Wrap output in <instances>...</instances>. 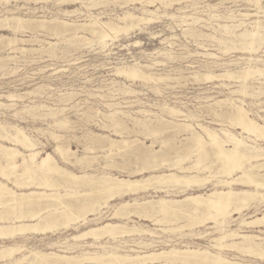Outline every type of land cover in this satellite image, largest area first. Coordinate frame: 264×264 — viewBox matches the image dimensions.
Returning <instances> with one entry per match:
<instances>
[{
    "label": "rangeland",
    "instance_id": "1",
    "mask_svg": "<svg viewBox=\"0 0 264 264\" xmlns=\"http://www.w3.org/2000/svg\"><path fill=\"white\" fill-rule=\"evenodd\" d=\"M5 1L0 0V126L5 127L6 129H4L6 131H9L13 127L23 129L21 131L32 140L35 145V150L39 152L36 157L37 162L40 158L50 154L60 166H66V169L75 174L78 173L77 175L87 173L99 177L113 175L120 178H132L133 175L131 172L135 171L137 167V169H140L146 157L150 158L149 162L152 164H160L161 161L165 160L163 161V166L159 167V169L163 171H166L169 163V165H173V162H175L177 158L185 159V161L181 163V166H179L185 167L195 161L197 153L189 149V147H191V135L189 131L184 130V127L181 126L183 124H190L192 131H196L200 134L202 132L198 124L210 129H215L216 131L218 130L223 140L227 138L221 134L220 130H225L248 144L264 148V142L261 139L247 136L245 133H241L239 129L227 123L229 117L233 113V109H231L232 107L230 106L232 103V105H239L245 109L248 117L257 123L264 124V76H254L253 79L249 78L245 84L226 80H201V75L210 70L213 71L212 73L214 74H220L223 73L222 70L238 71L240 68L248 66L264 68V41L259 47H256L255 51L248 52L240 51L239 49H231L232 51L229 50L227 53L221 45L215 42L212 43L213 41L211 39L201 36L215 34V36L220 37V29H218L216 25H238L239 27L234 30V33L237 34L241 33L243 30L251 31L254 29L253 27L257 25L260 34L264 35V0H258V7L255 6L254 0H183L180 4L173 3L171 7L166 6L165 2H155L150 7L145 5L146 2H144V0H142L143 2H141V0H108L110 2L97 5V8H93L92 0H78L79 2L75 0ZM72 1H74L75 4ZM113 1L117 2L114 3ZM128 1H130V3H128ZM59 2H62L60 3L61 5L58 4ZM19 8L20 10L18 11ZM142 8L155 13L149 15V17L145 15L148 18H152V21H150V23H140V26L138 25L139 28L137 26L132 28L133 30L135 29L134 31L132 29L120 31L121 33L119 32L120 34L118 33V35H115V38L106 39L105 46H100L96 38L89 33L88 29L81 27V25H89L96 21L100 23L112 22L122 28L125 27L126 24H129L130 20H126L127 22L123 24L119 19L126 13L142 17L140 14L142 13ZM14 9L16 10L14 11ZM10 10L11 12H9ZM230 15L233 19H230ZM248 15L251 17H248ZM95 16L98 18H94ZM18 18L19 20H24H22L23 24L21 23V26L17 23ZM6 20H8V22ZM31 20L34 21L32 22ZM182 20L184 22H182ZM56 21L58 22L56 23ZM59 21L61 23L65 22L68 25L66 24L65 26L60 24ZM42 22H44L43 26ZM49 22L52 24L49 25ZM54 22L56 23L55 25ZM184 23L187 24L185 25ZM69 24H72L73 27H77L73 28L72 25ZM79 24L80 28H78ZM240 29L242 30L240 31ZM66 34L67 36H65ZM228 36L230 38H228ZM228 36H226L225 39H233V36L230 34ZM76 37L81 38L77 39ZM10 38L12 40H10ZM61 41L62 43H60ZM16 42L19 44L21 42V44L19 45ZM72 44H74V46H72ZM49 45L54 48L51 47V49ZM66 46L68 48H66ZM228 46L231 47L230 45ZM61 51H64V54ZM175 53L176 55H174ZM209 54L214 58L212 59ZM206 55H208V57ZM138 65L141 66L139 67ZM131 66H138L140 71L151 74L155 79L162 77L168 80H162L160 81L161 83L155 80L144 82L138 78V80L130 79L125 75L117 73V68L122 69ZM214 66L216 68H213ZM112 68L114 70H112ZM122 85L124 86L122 87ZM236 90H241V92H245L246 95L240 92H234ZM132 93L136 94L133 96ZM218 100H226L224 103L225 105L222 104L218 107L214 104ZM108 103L114 105H112V108L110 107V110L107 106ZM1 104L6 107H1ZM35 108L37 110H35ZM46 108H48V111ZM169 108L178 111V113H169ZM114 111H117V115H114V117L116 116L115 119L117 120L118 118L119 121L123 123L120 134L113 131L115 128L111 125L110 119L106 117L110 113H114ZM96 115L99 116L97 117ZM125 115H130L131 117ZM131 118L139 122L135 123ZM66 121L68 124H66ZM12 131L14 132V129L9 133H13ZM154 131H157V133H154ZM123 140L132 141L129 149H126L127 151H118L117 147H114L111 152H108L111 141H115V143L119 145ZM0 143L8 146L11 145L18 151L20 150L24 155L28 154V151L20 145L13 146V144H10L6 140ZM56 147L68 151V154L64 156L66 159H73V157L76 156V158L85 157V160L80 162L82 165L80 163H77V165L76 163L63 161ZM87 151H89V153ZM72 152H74V155L71 154ZM153 153L156 155L155 160L151 159V157H154ZM199 156L202 157L203 164H207V162L209 164L208 170L206 169L202 172V176H208L211 181L202 188H192L188 193L203 195L213 190L222 189V187L215 185L217 178H215L216 172L214 171H217V163H210L209 160L205 161L204 159H206V156H204V154ZM209 157L213 160L212 154H209ZM16 162L19 165L21 162L20 158H18ZM4 163L5 161L0 159V166H3ZM164 164L166 165L164 166ZM127 169L130 170L128 171ZM263 174L264 171L259 173V175ZM0 181L6 182L1 178ZM18 181L21 182V178H19ZM9 185L18 192L34 189L33 187L26 189L23 187L19 189L10 183ZM63 187L64 186L59 188L61 193L65 191L66 187ZM233 188L237 190L251 189L240 184L234 185ZM169 194L170 195L167 197L165 193L148 190L145 193L142 192L133 196L115 197L110 202L108 208L102 210L101 216L97 214L88 216V221L72 223L66 230L64 226L61 228L60 225L66 221V218H57L55 223L58 225V229L55 228V232L48 231L46 234H27L18 236L11 241H0V246L12 245L11 247L15 246V248L21 246L25 252L22 250V253L20 252L14 256V259L22 258L23 255H27L29 250L41 252L47 250L46 252L53 251L67 255L77 253L76 255H79L78 257L83 258L89 253H91L90 255H96L97 252L100 253L101 250L109 252H116L117 250V253L120 254L136 255L138 253L136 251L148 252L173 247L179 249L190 247L192 249L201 248L207 249L213 253H220L226 260L232 263L264 264V259H260L257 255L255 257V255L249 253L245 254L229 248H223V250L213 248L212 246L215 245L214 238L218 236V232L216 225L212 221H207L208 223L205 222L199 227H188L185 226L187 217H182V215L176 218L174 217V220L173 218H167L163 222L158 223L153 220L154 218H137L138 216H134V214L126 218L121 217V219L117 220L110 216V212H113L122 201L132 202L131 200L134 198L139 200H157L162 196L171 200L183 198L181 193L177 190H172ZM2 199L4 200V198ZM77 200L78 199L69 200L68 203L75 205ZM78 202L81 203L80 199ZM38 208L34 210H40V208ZM18 210L16 213L19 214L20 210ZM9 212L12 213L13 211L11 212L10 210L8 213ZM262 213H264V203L256 201L242 212V216L244 215L243 218L257 217L258 215L261 216ZM237 218H240V216L235 215L232 217L234 221L229 222L227 227L228 230L236 231L240 234L245 232L244 234L259 236L264 239V226H255L253 228L240 227V219ZM217 219L221 221V217ZM26 220L29 221V219ZM109 222H123L126 223L128 227L134 226L139 229L148 230L150 233H146L145 235L141 234L142 236L139 233L123 234L122 236H117L116 239H112L110 236L107 237V235L101 237L99 240L93 239L92 236L83 237L84 239L80 238L81 240L78 239L73 241L72 239L74 235L81 234L88 229ZM180 226L185 227L179 229L178 227ZM238 241L239 240H234L233 242ZM231 242L232 241L228 240V242L226 241L225 243L229 244ZM143 243H151L153 246L144 248L142 247ZM68 245H70V247ZM50 246L51 248L53 246V249L49 248ZM82 258H78V260L76 258V260L74 259L73 261L74 263L79 262L81 264H107V262L93 263V261H83L84 263H82ZM29 259L30 258L25 261L28 262ZM4 261L0 260V264H12V260ZM25 261L22 264H27Z\"/></svg>",
    "mask_w": 264,
    "mask_h": 264
},
{
    "label": "bare ground",
    "instance_id": "2",
    "mask_svg": "<svg viewBox=\"0 0 264 264\" xmlns=\"http://www.w3.org/2000/svg\"><path fill=\"white\" fill-rule=\"evenodd\" d=\"M6 1H8V0H6ZM75 1H78V0H75ZM182 1L183 0H144V2H146L145 5L150 6V7L155 2H161V3L165 2L166 6L171 7V5L173 3L180 4ZM72 2L74 3V1H72ZM108 2H110V1H108V0H92V6H94L93 8H97L98 7L97 5H100L103 3L107 4ZM115 2H117V1H115ZM141 2H143V1L141 0ZM253 2L255 4V6L258 7V0H254ZM60 3H62V2H59L58 4H60ZM128 3H130V1H128ZM137 3H139V2H137ZM63 4H65V3H63ZM100 7H102V6H100ZM170 7H168V8H170ZM173 7H174V5H173ZM120 8H122V7H120ZM15 10L16 9H14V11ZM19 10H20V8L18 9V11ZM179 10H181V9H179ZM77 11H78V9H77ZM5 12H8V11H5ZM9 12H11V10ZM141 12L142 13H140V14L142 15V17L135 16V15L130 14V13H126L122 18H120L119 20L121 22H123V24H124V22H127L126 20H130L129 21L130 23L128 22L129 24H126L125 27H122V28L117 26L116 24H114L112 22L100 23V22H96V21H94L93 23H90V22H92V21H90L89 25H81V27H83L85 29L87 28L89 33L96 38V41L99 42L100 46L101 45L105 46L106 39L115 38V35H118V33L120 31H122V30L127 31V30H130L136 26L138 27V25L140 23H144V22L150 23V21H152V18H148V17H149V15L155 14L153 11L146 10L145 8H142ZM64 13H65V11H64ZM72 13H74V12H72ZM75 15H76V12H75ZM145 15H148V17H146ZM244 16H246V15H244ZM229 17H230V19H233V17L231 15ZM248 17H251V16L248 15ZM94 18H96V16ZM94 18H92V19H94ZM166 18H167V16H166ZM168 18H169V16H168ZM183 18H185V17H183ZM190 18H192V17H190ZM22 20H19V18H18L17 23L20 25L24 21V20L23 21ZM119 20H117V21H119ZM173 20H174V18H173ZM6 21L8 22V20H6ZM31 21L33 22L34 20H31ZM194 21H196V20H194ZM57 22L58 21H56V23ZM182 22H184V21L182 20ZM43 23L44 22H42V26H43ZM45 23H46V21H45ZM56 23L54 22V25ZM193 23H195V22H193ZM8 24H10V23H8ZM50 24H52V23L49 22V25ZM60 24H63L66 26L67 23H65V22L61 23L60 22ZM184 24L186 25L187 23H184ZM69 25H72V24H69ZM185 25H183V26H185ZM79 26H80V24L78 25V28H80ZM216 26L218 29H220V37L215 36V34L214 35H201V36H204V37H207L208 39H211L213 41L212 43L215 42L216 44L221 45L222 47H224V51H226V52L231 50V49H239L240 51H248V52L255 51L256 47H259V45L264 41V35L260 34V30H259V27L257 25L255 27H253L254 29L251 31H248V30L241 31L242 29H240L241 33H239V34L234 33V30L239 27L238 25H235V26H233V25H231V26L216 25ZM50 27H52V26H50ZM72 27H73V25H72ZM17 28H18V26H17ZM22 28H25V27H22ZM44 28H45V25H44ZM14 32H16V31H14ZM23 32H24V30H23ZM229 34L231 36H233L232 40L225 39V37L228 36ZM62 36H64V35H62ZM65 36H67V34ZM69 37H70V35H69ZM78 38H81V37H78ZM228 38H230V37L228 36ZM56 39H57V37H56ZM10 40H12V39L10 38ZM86 40H87V38H86ZM0 41H1V39H0ZM197 41H199V40H197ZM16 43H18V42H16ZM60 43H62V41ZM67 43L70 44L69 42H67ZM20 44H21V42H20ZM52 45H53V43H52ZM64 45H62V46H64ZM173 45H174V43H173ZM228 45H230L231 47H229ZM55 46H57V45H55ZM72 46H74V44H72ZM49 47H50V45H49ZM51 47H53V46H51ZM80 47H82V46H80ZM179 47H181V46H179ZM212 47H214V46H212ZM13 48H14V45H13ZM66 48H68V47L66 46ZM74 48H73V50H74ZM76 48H77V46H76ZM16 49H18V48H16ZM203 49H205V48H203ZM23 50H25V49H23ZM53 50H56V49H53ZM168 51H170V50H168ZM57 52H58V50H57ZM171 53H172V51H171ZM54 55H55V53H54ZM159 55H161V54H159ZM174 55H176V53ZM209 55L212 57V59L214 58L211 54H209ZM249 55H251V54H249ZM206 56L208 57V55H206ZM239 61H240V59H239ZM248 61H250V60H248ZM160 65H161V63H160ZM223 65H225V64H223ZM138 66H131V67L122 68V69L117 68L118 69L117 73L125 75L126 77H128L130 79L131 78L132 79L138 78L139 80L144 81V82L149 81V80H155L156 82L157 81L160 82V81L165 80V79L168 80L167 78H162V77H158L155 79V77H153L151 74L140 71L138 69ZM199 67H201V66H199ZM213 68H216V67L214 66ZM112 70H114V69L112 68ZM214 70H216V69H214ZM212 72L213 71H211V70L206 71L203 75H201V80H205V81H212V80L223 81V80H226V81H234L237 83L242 82L243 84H245V82L248 81L249 78L253 79L254 76L255 77L256 76H264V68H260L258 66H254V67L248 66L245 68H240L238 71H231V70H224L223 71L222 70L223 73H220V74H214ZM195 73H196V71H195ZM176 75H178V74H176ZM130 79H128V80H130ZM174 81H176V80H174ZM260 84H262V83H260ZM123 86L124 85H122V87ZM113 92H114V90H113ZM134 92H136V91H134ZM234 92L242 93L243 91L241 92V90H236ZM129 93H131V92H129ZM135 94H133V96ZM156 94H157V91H156ZM242 94L246 95L245 92ZM110 95H111V93H110ZM8 97H10V96H8ZM11 97H12V95H11ZM67 98H69V97H67ZM16 100H18V99H16ZM225 102H226V100H218L214 104H216L219 107L222 104H224ZM112 105H110L109 103L107 104V106L109 107V110H110V107L112 108ZM2 106H4V105L1 104V107ZM211 106H214V105H211ZM230 106L232 107L231 109H233V113L229 117V120L227 123H229V125H231L232 127L239 129L241 131V133H245V135H247V136L256 137L258 139H261L264 142V124L263 125L259 124L256 121H254L253 119H251L250 117H248L246 110L243 109L241 106H239V105L237 106L235 104L232 105V103L230 104ZM4 107H6V106H4ZM36 108H35V110L38 109V108L37 109ZM46 109L48 111V108H46ZM27 110H25V111H27ZM40 110H41V107H40ZM116 112L117 111H114V113H110L106 117L110 119L111 125L115 128L113 131L117 134H120L121 133L120 131L123 128V123H121L118 118H117V120L115 119L116 116L114 117V115L116 114ZM168 112L169 113H175V112L178 113V111H175L172 108H169ZM169 113H168V115H169ZM99 115H96V116L98 117ZM125 116H130V115H125ZM172 117H173V115H172ZM181 117H182V114H181ZM185 117H187V116H185ZM121 118H123V117H121ZM131 120L135 123L139 122L138 120H136L134 118H131ZM61 121H62V119H61ZM195 122H198V121H195ZM66 124H68L67 121H66ZM54 125H56V124H54ZM16 126H18V125H16ZM178 126H180V125H178ZM181 126L184 127V130L190 132L191 147H189V149L192 150L193 152L197 153L195 161L192 164L187 165L185 167H179V166H181V163L183 161H185V159L177 158L175 162L172 161L174 163L173 165H169L170 164L169 163L166 171H163V170H160L159 167L163 166V161H165V160L161 161L160 164H152L149 162L150 158L146 157V158H144V163L140 169H137L138 168L137 167L135 171H132V172L130 171L134 178L133 177L132 178H128V177L127 178L126 177L120 178V177H116L113 175L99 177V176H95L93 174H87V173L77 175L78 173L75 174V173L69 171L68 169H66L65 168L66 166L65 167L60 166V164H58L50 154H47L43 158H40V160H38V162H37L36 157L39 154V152H37L35 150V145L33 144L32 140H30L21 131L23 129H19L18 127L12 128V126H11V128L14 129V132L12 131L13 133H9V132H11L12 129L9 128L10 130L6 131L5 127L0 126V140L1 141L6 140L10 144H13V146L14 145L15 146L20 145L22 148H24L25 150L28 151V154L24 155L22 152H20V150L18 151L16 148H13L11 145L8 146V145H4V144L0 143V157H1L0 159H3L5 161L3 166H0V178L2 180L6 181V182L0 181V241H4V240H10L11 241L12 239H14L18 236H23V235H27V234H44V233L46 234V232H48V231H51V232L54 231L55 232V228L58 227V225L55 223L57 221L56 220L57 218H66V221L64 223L60 224L61 228H63L62 226H64L65 230H66V228L69 227L72 223H79V222L88 221V216L96 215V214L101 216L102 210L104 208H108L110 202L115 197L133 196V195H137V194L142 193V192L145 193L148 190L149 191L154 190L156 192L165 193V195L168 197L170 195L169 193L172 190H177V191H179V193H181V196H183V198L176 199V200L167 199V197H165V196L159 197L157 200H139L137 198L136 199L134 198L133 200H131L132 202H128V201L123 202L122 201V203H120V205L118 207H116L115 210H113V212H110L111 213L110 216H111V218L117 220V219H121V217L126 218V217H129L132 214H134V216H136V215L138 216L137 218H149V219L154 218L153 220L158 223V222H163L167 218H173V220H174V217L176 218L179 215H182V217L183 216L187 217V222H186L185 226H188V227H193V226L199 227L200 225L204 224L207 221H212L216 225V229L218 232L217 233L218 236L216 238H214L215 245L212 246L213 248H218L219 250L220 249L223 250V248H229V249H233V250H236L239 252H243L245 254L249 253V254L255 255V257L257 255L258 257H260V259H264V239H262L259 236L244 234L245 232H243V234H240L239 232L231 231V230L227 229L229 222L234 221V220H232V217L235 215L240 216V218H237V219H240V222H239L240 227L244 226V228L245 227L246 228H253L255 226H262V227L264 226V213H262L261 216L258 215L257 217L243 218L244 215L242 216V212L245 209H247L252 203H254L256 201L260 202V203H264V174L259 175V173L261 171H264V162H261V161H264V148H260V147H256V146H253L251 144H248V143L244 142L242 139L236 137L234 134L227 132L225 130H220L221 134L227 138V139L223 140L222 137L220 136V134L218 133V130L216 131L215 129H210L208 127H205V126L198 124V127L200 128L201 132L203 133V134L202 133L200 134L196 131H192L190 124H183ZM154 133H157V131H154ZM34 140H35V138H34ZM131 142L132 141H129V140H123V141H121V143L119 144L120 146H119L118 144L115 143V141L114 142L111 141L109 144V147H108V149H109L108 152H111L114 147H117L118 151H125L126 149L128 150ZM161 143H163V142H161ZM36 149H38V148H36ZM56 149L58 150L57 152L60 153V156H61L60 158H62L63 161H66V162L68 161L70 163H76L77 164V163H80L81 161L85 160L84 159L85 157L84 158H80V157L76 158V156L73 157V159L72 158L66 159L64 156H65V154H68V151L67 150L64 151L60 147H58V148L56 147ZM87 152L89 153V151H87ZM87 152H85V153H87ZM106 152H107V150H106ZM193 152H191V153H193ZM73 153L74 152H72L71 154H73ZM154 154L155 153H153V155ZM202 154H204V156H206L205 157L206 159H204L205 161L209 160L210 163H217V168H216L217 171H214V172H216L215 178H217V182L215 183V185L222 187V189L213 190V191H210L209 193L203 194V195L202 194H197V195L189 194L188 192L190 190H192V188H202L211 181L208 176H206V177L202 176V172H204L206 169L208 170V167H209L208 162H207V164H203L204 163L202 161L203 159H202V157L199 156ZM209 154L213 155V160L209 157ZM153 155H151V156H153ZM18 158H20V161H21L19 165L16 162V160ZM155 158H156V155H154V157H151L152 160H155ZM94 159H95V157H94ZM165 165L166 164H164V166ZM19 168H21V169H19ZM90 173H92V172H90ZM19 178H21V182L18 181ZM9 183L12 184L14 187L19 188V189L23 188V187H25L24 189L30 188V187H33L34 189L29 190V191H19L18 192L13 187H11L9 185ZM238 184L244 185L245 187H249L251 189L250 190L234 189L233 186L238 185ZM62 186H64L63 188L66 187L64 193H61L59 191V188ZM223 188H226V189H223ZM2 198H4V200ZM74 199L75 200L78 199L77 202H75L76 203L75 205L68 203L69 200L71 201ZM79 199H80L81 203L78 202ZM151 199H152V197H151ZM126 200H128V199H126ZM38 207L40 208V210H38V211L34 210V209H37ZM113 207H115V206H113ZM18 209L20 210L19 214L16 213ZM10 210H11V212L12 211L13 212L8 213V211H10ZM218 217H221V221H219L217 219ZM26 219H29V221H27ZM185 226H180L178 228L180 229V228H183ZM129 233H139L140 235L141 234L145 235L146 233H150V231L139 229V228H136L134 226L128 227L126 225V223H123V222H116V223H110L109 222V223L103 224L101 226L88 229V230L82 232L81 234L74 235L72 237V239L74 241V240H78V239L83 238V237L92 236L93 239L99 240L101 237H103L105 235H107V237L110 236L112 239H116L117 236L119 237V236H122L123 234H129ZM211 234H212V232H211ZM228 240H230L232 242L229 244H226L225 242L226 241L228 242ZM234 240H239V241L233 242ZM114 242H115V240H114ZM17 244H19V243H17ZM50 245H52V244H50ZM70 245H68V246L70 247ZM11 246H0V260H3V261L4 260H9V261L12 260V262H11L12 264H22L25 260L30 258L28 262L25 261L27 264H81L79 262L74 263V261H73L74 259L76 260V258H77V260H78V258H82V257H78L79 255H76L77 253L67 255V254H59V253L53 252V251L46 252L47 250L45 252H41V251H37V250H29L27 255H23V257L21 255H19L22 258H18V259L15 258L14 259V256L16 254L20 253L23 249L21 248V246L16 247V248H15V246L14 247H11ZM152 246L153 245L151 243H143L142 244V247H144V248L145 247H152ZM46 247H47V245H46ZM182 247H184V246H182ZM49 248H51V246ZM57 248H58V246H57ZM39 249H41V248H39ZM51 249H53V246ZM99 249H101V248H99ZM147 250H149V249H147ZM117 252H118L117 250H116V252H109L106 250H101L100 253L97 252L96 255H90L91 253H89V254H86L82 258L83 259L82 263H84L83 261H89V262L93 261V263L94 262H102V263L107 262V264H239V263H232V262L226 260L222 255H220V253H213V252L208 251L207 249H201V248L192 249L190 247H186L185 249H179V248L173 247V248H168V249H163V250H158V251H148V252L136 251V252H138L136 255L120 254ZM85 263H87V262H85ZM262 263H263V261H262Z\"/></svg>",
    "mask_w": 264,
    "mask_h": 264
}]
</instances>
